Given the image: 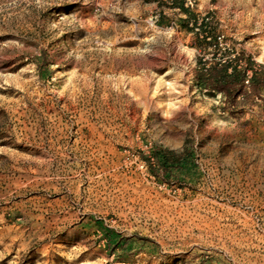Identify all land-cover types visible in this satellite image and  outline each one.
<instances>
[{
	"label": "rangeland",
	"instance_id": "obj_1",
	"mask_svg": "<svg viewBox=\"0 0 264 264\" xmlns=\"http://www.w3.org/2000/svg\"><path fill=\"white\" fill-rule=\"evenodd\" d=\"M0 264H264V0H0Z\"/></svg>",
	"mask_w": 264,
	"mask_h": 264
},
{
	"label": "trees",
	"instance_id": "obj_2",
	"mask_svg": "<svg viewBox=\"0 0 264 264\" xmlns=\"http://www.w3.org/2000/svg\"><path fill=\"white\" fill-rule=\"evenodd\" d=\"M183 10H185V12H187L186 9H183ZM224 69H225V66H224Z\"/></svg>",
	"mask_w": 264,
	"mask_h": 264
}]
</instances>
